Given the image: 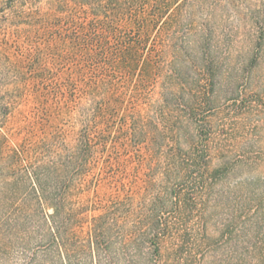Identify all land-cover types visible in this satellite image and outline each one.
I'll use <instances>...</instances> for the list:
<instances>
[{
	"label": "rangeland",
	"instance_id": "obj_1",
	"mask_svg": "<svg viewBox=\"0 0 264 264\" xmlns=\"http://www.w3.org/2000/svg\"><path fill=\"white\" fill-rule=\"evenodd\" d=\"M0 264H264V0H0Z\"/></svg>",
	"mask_w": 264,
	"mask_h": 264
},
{
	"label": "trees",
	"instance_id": "obj_2",
	"mask_svg": "<svg viewBox=\"0 0 264 264\" xmlns=\"http://www.w3.org/2000/svg\"><path fill=\"white\" fill-rule=\"evenodd\" d=\"M151 225V224H150ZM149 225L146 226L145 229H140L138 231H134V233H130L129 235V240L133 243H137L140 240L144 241L145 238L149 237H156V240L159 239L157 235H155L154 233H150L147 229H148ZM147 236V237H146ZM154 246V251L159 254L160 253V248H159V242H153L151 243Z\"/></svg>",
	"mask_w": 264,
	"mask_h": 264
}]
</instances>
